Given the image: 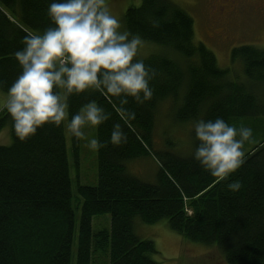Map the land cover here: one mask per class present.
<instances>
[{
	"label": "trees",
	"instance_id": "obj_1",
	"mask_svg": "<svg viewBox=\"0 0 264 264\" xmlns=\"http://www.w3.org/2000/svg\"><path fill=\"white\" fill-rule=\"evenodd\" d=\"M50 2L0 0V91H6L21 71L13 53L22 47V37L49 26ZM122 25L161 47L144 58L158 75L151 82L150 101L143 106L129 103L136 112L130 124L99 93L69 100L70 114L92 99L112 112L95 132L101 141L108 140L115 122L128 135L127 143H109L96 151V185L77 184L81 202L75 264H94L96 255L105 256V264H159L150 259L156 253L153 242L134 233L136 217L145 224L166 220L169 229L186 240L215 247L226 264H264V138L223 181L203 170L193 152L181 157L167 140L169 150H155L153 139L157 110L165 100L172 103V118L178 124L217 116L229 124L264 119V48L235 47L230 51L231 66L219 67L213 52L195 42L191 17L171 0H141L139 6L126 9ZM235 63L243 79L231 76ZM5 125L11 144L0 146V264H71L75 213L64 126H45L22 141L3 111L0 131ZM70 144L78 169L80 140L70 137ZM193 145L194 151V140ZM144 156L159 165L154 183L126 168L129 160ZM234 179L242 182L235 193L227 189ZM103 214L110 216L109 228L93 233L92 218Z\"/></svg>",
	"mask_w": 264,
	"mask_h": 264
},
{
	"label": "clouds",
	"instance_id": "obj_2",
	"mask_svg": "<svg viewBox=\"0 0 264 264\" xmlns=\"http://www.w3.org/2000/svg\"><path fill=\"white\" fill-rule=\"evenodd\" d=\"M50 24L22 37L14 53L21 69L0 91V112L6 111L15 135L25 140L45 126L66 128V134L99 151L109 143L121 146L128 135L120 122L112 124L108 140L89 136L112 115L97 100L70 114L69 100L86 92L99 93L112 104L122 121L130 124L136 112L130 102L143 106L154 95L151 82L158 70L140 56L142 36L122 25L106 0H51L46 10ZM158 27L159 22L153 21ZM70 117V118H69ZM195 142L192 158L210 176L223 181L246 161V143L253 130L229 124L222 117L196 118L191 123ZM242 187L240 179L227 183L230 192Z\"/></svg>",
	"mask_w": 264,
	"mask_h": 264
},
{
	"label": "rangeland",
	"instance_id": "obj_3",
	"mask_svg": "<svg viewBox=\"0 0 264 264\" xmlns=\"http://www.w3.org/2000/svg\"><path fill=\"white\" fill-rule=\"evenodd\" d=\"M182 8L193 21L194 40L203 43L215 55L217 65L221 68L231 66L230 51L242 45H253L264 48V0H171ZM113 15L122 21V16L129 7H137L141 0H106ZM164 50V49H163ZM161 47L144 42L140 48V56L146 58L157 54ZM231 76L243 79L239 63L232 66ZM237 76V77H236ZM172 103L165 100L159 105L155 117L153 139L155 150H169L165 147L166 140L174 153L188 157L193 152V135L191 122L176 123L172 118ZM237 126L243 124L253 130L252 143H246V152L258 145L264 138V119L235 120ZM89 136H96V130L88 129ZM66 153L71 178L72 207L75 213L71 264H75L78 236V219L80 202L77 184L94 186L97 182L96 151L86 147L80 140V163L75 168L72 156L70 137L64 127ZM11 137L9 126L0 131V146H9ZM130 174L142 181L154 183L159 171V165L151 156L138 157L126 164ZM110 216L98 215L92 218L93 233L108 229ZM134 233L140 239L151 240L156 253L150 254V259L159 264H226L215 247L186 240L183 236L171 231L166 220L154 224H145L138 217L134 218ZM94 264H105L106 257L94 256Z\"/></svg>",
	"mask_w": 264,
	"mask_h": 264
},
{
	"label": "flooded vegetation",
	"instance_id": "obj_4",
	"mask_svg": "<svg viewBox=\"0 0 264 264\" xmlns=\"http://www.w3.org/2000/svg\"><path fill=\"white\" fill-rule=\"evenodd\" d=\"M260 1H263V0H260Z\"/></svg>",
	"mask_w": 264,
	"mask_h": 264
}]
</instances>
